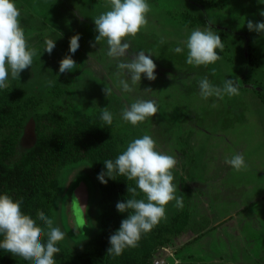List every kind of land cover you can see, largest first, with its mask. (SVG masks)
<instances>
[{
    "label": "rangeland",
    "instance_id": "374dc122",
    "mask_svg": "<svg viewBox=\"0 0 264 264\" xmlns=\"http://www.w3.org/2000/svg\"><path fill=\"white\" fill-rule=\"evenodd\" d=\"M210 1L214 6L199 0H147L148 26L132 41L127 55L150 51L157 79L142 75L135 90L126 93L119 80L127 77L114 75L117 61L107 56L105 41H95L94 18L110 10L108 0H14L27 43L37 54L32 67L20 78L10 76L0 89L4 188L15 189L46 143L63 132L96 134L118 155L129 142L148 134L158 151L176 158L175 195L183 197L184 204L181 209L175 201L169 203L159 224L189 211L184 230L153 251L148 264H264V34L247 27V21L264 22V0ZM209 23L224 45L223 52L217 50L221 59L207 67L190 66L185 42L193 30H206ZM75 35L80 36V47L72 54L70 40ZM46 38L56 41L51 54L44 52ZM178 46L184 49L179 54L172 51ZM69 55L77 66L61 74L60 61ZM205 76L219 87L227 79L236 80L240 94L203 99L198 80ZM104 87L112 89L109 97ZM149 88L152 91L146 92ZM11 97H35L38 104L25 115L12 116ZM140 99L153 100L158 113L132 126L121 113ZM106 107L113 114L112 125L102 119L86 124L87 117H101ZM52 112L62 122L50 118ZM21 124L16 139L15 126ZM234 154L245 158L246 169L236 171L226 163ZM98 157L89 144L68 145L44 168L22 211L44 227L37 219L43 211L65 233L54 255L56 264H103L107 240L102 218L106 211L118 210L107 183L98 179ZM124 254L117 256L118 264ZM0 264L31 262L0 249Z\"/></svg>",
    "mask_w": 264,
    "mask_h": 264
},
{
    "label": "clouds",
    "instance_id": "9594fccd",
    "mask_svg": "<svg viewBox=\"0 0 264 264\" xmlns=\"http://www.w3.org/2000/svg\"><path fill=\"white\" fill-rule=\"evenodd\" d=\"M110 10L94 18L96 25V43L105 41L107 56L117 61V77L124 75L127 79H120L119 85L123 92H133L134 86L140 84L142 75L149 81L157 79L156 64L151 59V52L139 51L127 55L132 41L138 34L147 28L148 14L151 11L147 0H108ZM21 12L14 0H0V89L7 86L6 82L20 78V74L32 67L33 58L37 54L35 48H30L25 31L21 27ZM264 16V11L260 13ZM250 31L264 34V22L253 23L247 21ZM80 36L75 35L70 40V52L74 54L80 47ZM56 41L45 39V48L51 54L56 46ZM160 43H164L163 40ZM186 63L194 67H207L221 59L217 54L223 52L224 45L220 35L215 34L211 24L206 30L199 28L193 30L186 40ZM95 47V44L92 45ZM179 54L184 51L181 47L172 49ZM91 56V54H90ZM72 56H66L60 61L59 72L72 71L76 67ZM214 74V70H213ZM171 79V76L169 77ZM52 86L53 82H48ZM200 96L207 100L209 97L223 99L225 96L239 95V83L234 79H227L223 86H215L207 76L198 80ZM146 92L152 89H146ZM107 97L112 94V89L104 87ZM214 106V105H213ZM158 107L153 100H136L130 105H125L121 117L123 121L132 126H138L155 117ZM102 121L106 125H112L113 114L108 107L102 108ZM234 170L242 171L247 168L245 158L240 154H234L226 160ZM107 172H101L98 179L106 184L107 176L116 180L115 175L126 177L128 181H135V187L130 186L128 192L131 198L126 202H117L116 208L120 213H128V218L122 220L121 227L110 236L111 247L107 250V256H120L126 248H136L142 234L150 233L162 219L166 218V208L169 203L175 201V207L183 208V197H177L176 187L173 183V169L177 166L174 156L157 150L155 140L148 134L136 138L128 143L126 150L114 161L109 159L104 162ZM140 193L143 198L137 199ZM78 203L77 201H73ZM23 200H13L8 194L0 195V249L11 253L31 264H56L54 255L60 252L58 243L65 239V233L59 227L54 226L55 221L38 211L37 219L44 227L38 226L37 221L21 210ZM80 207V211L84 213ZM77 223L80 214L77 213ZM46 229V230H45ZM46 237V243L42 242Z\"/></svg>",
    "mask_w": 264,
    "mask_h": 264
},
{
    "label": "trees",
    "instance_id": "16d2710c",
    "mask_svg": "<svg viewBox=\"0 0 264 264\" xmlns=\"http://www.w3.org/2000/svg\"><path fill=\"white\" fill-rule=\"evenodd\" d=\"M201 4H209L214 6V3L210 0H199ZM260 96L264 99V94L260 93ZM38 104V99L35 97L27 98L23 101L14 100L11 97V106L10 115L22 116L29 112L33 107H36ZM49 117L52 118L57 123L62 122V117L57 116L56 112L49 114ZM20 120L19 118H17ZM13 120L16 121L15 118ZM101 120L98 114H92L86 119L87 125H96ZM23 123V121H22ZM21 125H16V139L19 137L21 132ZM84 143L89 144L93 148H96L99 154L97 159L96 167L99 173L107 172L104 162L111 159L115 160L119 155L116 151L111 149L106 143H104L96 134L88 132H63L54 139L46 143L44 148L40 153V158L35 161L30 169L27 170L25 175L22 177L20 184L15 188L8 191L4 188L0 180V195L8 194L13 198V200H23L21 205V210L23 211L28 203L31 200L32 194L34 193L37 180L44 170L45 167L53 163V156L57 155L60 151H64L68 145L74 143ZM52 160V161H51ZM47 161V163H45ZM116 180L110 179L107 176V185L110 192L113 194L115 202H126L128 198H131V194L128 192L129 185L135 187V181H128L126 177L115 175ZM139 193V189H137ZM139 199V195L136 197ZM189 211H184L182 216L175 215L172 217L171 221L167 224H158L153 228L150 233L142 234L141 239L138 242L136 248H126L124 254V261L121 264H148V259L158 247L165 245L170 242L172 238L178 236L184 228L187 226L186 218L188 217ZM128 218V213H120L119 211H106L102 218V227L107 240L106 252L104 253L103 264H118L117 256H107V250L111 247L109 239L116 231L121 227V222L124 219ZM126 262V263H124Z\"/></svg>",
    "mask_w": 264,
    "mask_h": 264
},
{
    "label": "water",
    "instance_id": "95a60500",
    "mask_svg": "<svg viewBox=\"0 0 264 264\" xmlns=\"http://www.w3.org/2000/svg\"><path fill=\"white\" fill-rule=\"evenodd\" d=\"M87 204H88V198H87Z\"/></svg>",
    "mask_w": 264,
    "mask_h": 264
}]
</instances>
